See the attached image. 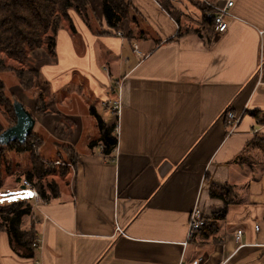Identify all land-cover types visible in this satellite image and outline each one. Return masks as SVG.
<instances>
[{"label": "crops", "instance_id": "crops-1", "mask_svg": "<svg viewBox=\"0 0 264 264\" xmlns=\"http://www.w3.org/2000/svg\"><path fill=\"white\" fill-rule=\"evenodd\" d=\"M125 1L119 29L89 0V24L70 10L74 30L64 23L54 54L31 52L53 104L38 122L52 133L46 150L77 164L58 196L23 218L41 249L31 257L0 232V264H264V125L253 117L264 114V0H234L228 31L211 40L204 0ZM227 110L243 114L229 137ZM98 119L120 126L110 156ZM212 187L233 188L234 203ZM195 206L215 234L189 237Z\"/></svg>", "mask_w": 264, "mask_h": 264}, {"label": "trees", "instance_id": "trees-1", "mask_svg": "<svg viewBox=\"0 0 264 264\" xmlns=\"http://www.w3.org/2000/svg\"><path fill=\"white\" fill-rule=\"evenodd\" d=\"M198 5L204 12V24L208 27L207 35L211 40L215 32L214 12L209 7L204 8L203 4ZM102 6L107 25L114 29H119L124 19L131 14V7L126 4L125 0H102ZM164 7L166 9V5ZM70 10H74L87 24L90 23L92 13L89 0H0V71H11L17 76L24 89L32 88L35 81L38 82L40 79L39 72L9 67L7 60L22 63L31 51L44 46L47 51L54 54L56 37L64 23L67 22L74 30L69 16ZM37 100V110L45 111L46 105L43 97L39 95ZM2 104L11 114L14 125L17 119L14 106L7 102L5 85L0 81V105ZM253 117L259 124L264 125V114L254 113ZM98 121L101 131L104 133L98 143H101L104 154L110 156L118 144L117 137L112 136L116 127L107 130L102 120L98 119ZM4 130L0 128V134ZM43 144L41 139L32 134L26 144L21 145L18 142H13L8 147L15 149L18 153H35L41 149ZM66 152L71 156V160L77 163L75 155L68 150ZM40 168L42 169L41 166ZM36 173L43 174L42 170L37 168L35 172L27 175L28 179L32 181ZM47 188L50 190V196L45 190L39 191L43 200L48 201L50 198L58 196L56 193L58 188L54 184H49ZM211 197L223 200L225 206L228 207L234 203V189L212 187ZM226 213L225 209L213 218L222 220L226 217ZM31 214L32 205L26 202L14 203L6 207L0 206V232H7L12 246L25 247L33 257L38 251L34 244L40 237H38L35 227L28 231L23 230V218L31 216ZM217 231L215 220H205L200 232L215 234Z\"/></svg>", "mask_w": 264, "mask_h": 264}, {"label": "rangeland", "instance_id": "rangeland-1", "mask_svg": "<svg viewBox=\"0 0 264 264\" xmlns=\"http://www.w3.org/2000/svg\"><path fill=\"white\" fill-rule=\"evenodd\" d=\"M43 48H45V46ZM31 52L28 54L31 56L29 57L30 59H25L22 63L7 60V65L18 70L24 69L37 71V66L33 61L34 57L38 53L34 54ZM39 56L41 57L42 54H39ZM0 81L5 85V95L7 97V102L14 104V102L23 101L27 107L26 111L31 113L32 116L36 118L37 131H35V133L37 132V135L34 133L33 135L44 142L43 148L35 153H18L15 149H11L8 146H0V206H11V204L14 203H21L19 202L21 200H27L25 202L29 205H32L33 202L32 200H29L28 194L25 195L26 192L24 193L21 190L23 181L25 179L29 180L27 177L29 173L35 172L37 168L38 170H42L43 174L38 175L36 173L31 182L34 184L38 192L41 189L45 190L46 192H50V190L47 188L49 184H54L58 188L59 184L62 185L64 182L69 184L71 182L77 163H74L71 160V156L68 152H58L60 157L55 158L54 156H57L55 155V152L46 150L48 138H51L52 133L50 131H44L42 128H40V124L38 125V122L40 123L39 119H42L43 116H45L44 113L49 107H51L52 101H49L47 106V101L45 102L47 89L44 82L39 79L38 82L35 81V84L32 86V88L24 89L20 85L16 75L11 71H0ZM39 95L43 97L46 105V111L44 112L37 110V98ZM50 110H53V108ZM13 123L12 116L9 114L6 106L3 104L0 105V128L6 130L7 128L16 124L15 123L13 125ZM58 162L60 164H57Z\"/></svg>", "mask_w": 264, "mask_h": 264}, {"label": "built area", "instance_id": "built-area-1", "mask_svg": "<svg viewBox=\"0 0 264 264\" xmlns=\"http://www.w3.org/2000/svg\"><path fill=\"white\" fill-rule=\"evenodd\" d=\"M224 2L223 6L220 5H214L209 4L206 0H204V3L207 4L214 12V24H215V33L216 34H224L228 31V24L226 22V19L228 18H234V15L231 12V9L234 6V0H222ZM261 36H264V30L259 32ZM121 35V33H118ZM137 50V47H135V51ZM117 109H119V106H117ZM243 114H236L230 110H227L225 113V124L227 126V136H232L237 133V130L242 122ZM116 137L118 138L120 136V126H118L115 129ZM103 149V148H102ZM57 164H60L59 162ZM22 187L27 192L30 200H32V211H39L41 210L42 206L45 205V200L42 199L40 193L34 186V184L30 181L25 179L23 181ZM205 224V219L201 214V211L199 210L198 206H195L194 210L191 213L190 221H189V237H192L197 232H200ZM259 226H256V230L259 231ZM118 231H121L120 228H118ZM243 236V231L239 230L236 233V241L240 244L241 239ZM34 247L37 250H40L42 247V239L39 238L36 243L34 244ZM201 260H196L192 264H200ZM179 264H186L184 260H181Z\"/></svg>", "mask_w": 264, "mask_h": 264}, {"label": "water", "instance_id": "water-1", "mask_svg": "<svg viewBox=\"0 0 264 264\" xmlns=\"http://www.w3.org/2000/svg\"><path fill=\"white\" fill-rule=\"evenodd\" d=\"M13 106L17 122L0 134V146L2 147H7L13 142H18L21 145L26 144L36 126L35 118L26 111L21 102H14Z\"/></svg>", "mask_w": 264, "mask_h": 264}]
</instances>
